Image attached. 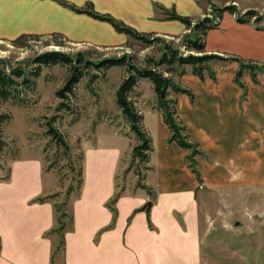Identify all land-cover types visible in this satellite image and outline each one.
<instances>
[{"label":"crops","instance_id":"crops-1","mask_svg":"<svg viewBox=\"0 0 264 264\" xmlns=\"http://www.w3.org/2000/svg\"><path fill=\"white\" fill-rule=\"evenodd\" d=\"M64 1L77 7L91 3L96 11L109 13L138 31L171 38L188 29L178 20L165 19L160 7L190 17L200 8L197 0ZM242 8L264 9V0H250ZM23 33L61 35L69 42L104 48H119L131 39L108 22L76 12L63 0H0V38L13 39ZM205 49L264 63V30L224 11L219 24L207 32ZM237 63L212 62L214 77L205 70L204 78L186 64L176 81L192 95L171 94L178 119L200 151L196 168L205 187L264 184V71L254 81L245 70L240 86L234 81ZM220 72H226V77ZM145 80L139 79L134 91L139 93L143 82L152 87ZM139 108L152 140L144 179L155 193L149 210L152 227L145 211L133 212L150 201L141 188L121 193L113 219L106 202L117 191L115 176L121 158L131 154L134 144L127 148L115 141L101 144L93 131L91 141L83 145L82 187L70 204L73 229L65 233L64 251L55 254L53 263L55 237L45 233L55 224L54 202H31L51 188L42 161L38 156L11 159L8 179L0 180V264H201L196 195L205 187H199L189 166L190 151L169 141L170 131L155 106V94L146 106L154 119L151 130L144 124V108ZM104 123L106 131L120 134L116 123ZM155 167L158 179L149 182Z\"/></svg>","mask_w":264,"mask_h":264},{"label":"rangeland","instance_id":"rangeland-1","mask_svg":"<svg viewBox=\"0 0 264 264\" xmlns=\"http://www.w3.org/2000/svg\"><path fill=\"white\" fill-rule=\"evenodd\" d=\"M197 2L200 8L197 13L191 15L194 19L203 16L213 17L214 6L226 4H235L240 15L248 9H255L242 8L250 0L229 2L197 0ZM255 10L264 16V9ZM234 16L236 18L237 15ZM254 18L246 22L257 30H264V19ZM164 38L167 41L172 40L173 44L177 45L181 37ZM13 39L0 38V69L7 72L16 66L25 68L26 72L33 70L36 66L34 61L36 56L46 50H61L71 54L80 51L89 61L85 75L76 83L74 94L68 99H61L55 94L64 83L68 73L67 66L55 64L40 66L41 70L37 76L29 74L31 83L22 87L15 99L0 100V113L10 115V118L0 125V180L7 177L11 159L38 156L42 161L46 181L51 184L46 195L52 196L46 201L60 203L68 199L66 209L67 212H71V201L77 196L71 193L67 197L65 190L76 170H70V163L66 157L61 155L56 160L55 145L46 133L47 122L54 118L53 125L63 133L69 143L71 163L75 169L78 166L77 157L83 152L84 143L91 141L93 131L96 135L95 140L101 144L115 141L122 146L126 145V148L135 144L137 142L135 133L115 103V90L126 74L125 67L98 68L93 63L104 58L128 55L134 63L142 65V61L148 57L158 56V44L144 46L140 41L131 38L122 47L104 48L73 43L60 36L45 34H37L35 38H24L21 45L13 44ZM181 50L188 52L185 48ZM220 74L222 78L227 75L226 72ZM145 81L150 82L148 79ZM138 88L140 92L134 91L132 97L138 109L144 108V124L151 130L154 119L153 117L150 119V112H147L146 106L151 104L154 98L153 88L148 89L145 82L138 85ZM62 103L66 107H61ZM105 121L116 123L121 128L120 134L106 131L108 125L104 123ZM57 155L60 156V151ZM197 155H194L195 161ZM147 163L132 159L131 154L123 155L115 176L117 191L134 193L137 188H141L147 198L153 201L152 196L139 186V181L140 184H145ZM140 176H144V179L140 180ZM157 179L158 170L155 167L154 171L149 173L148 181ZM202 186L204 185L200 179L199 187ZM196 201L201 264H264V184L240 183L224 188L208 186L199 190ZM63 221L68 226V218L64 217ZM149 226L152 227L151 221ZM67 231L68 229L64 235ZM53 236L56 243L58 237L56 234ZM61 251H64V248L58 252Z\"/></svg>","mask_w":264,"mask_h":264},{"label":"trees","instance_id":"trees-1","mask_svg":"<svg viewBox=\"0 0 264 264\" xmlns=\"http://www.w3.org/2000/svg\"><path fill=\"white\" fill-rule=\"evenodd\" d=\"M63 3L76 12L85 13L97 20L110 23L116 31L129 35L131 38L140 41L144 46L158 44V56L148 57L142 61V65L134 63L128 55L104 58L93 64L98 66V68L123 66L126 69L125 76L120 80L115 90V103L121 110L126 121L129 123L130 129L135 133L137 142L131 149L132 159H136L140 163H147L149 162L150 153L152 151V140L143 126V115L139 111L136 101L132 97L134 87L137 85L138 80L145 78L152 84L153 92L155 94V106L161 111L163 121L170 131L169 141H174L179 146L190 151L188 154L189 166L196 174L198 181H200V173L196 168V161L194 159V155L198 154L200 151L197 148V143L189 140V135L186 133L184 124L177 117L176 98L171 96L172 93L186 92L189 95H192V93L189 89L184 88L177 83L176 80L185 73L184 65L186 64L191 65V71L193 74L200 78H204L205 70H208L209 75L214 77L213 71L210 70V64L212 62L237 61L239 65L234 75V81L240 86H243L241 76L244 70H248L251 74L252 80L256 81L257 72L264 70V63L252 62L238 56H223L216 53H208L205 49V37L210 29L215 28L219 24L224 11L237 15L236 19L239 22L248 21L253 17H255L254 19L256 20H262L264 19L263 13L261 14L255 9H248L243 15H240L235 4H226L222 6H214L212 13L214 15L213 17L203 16L194 19L190 16L176 13L173 8L167 9L160 7L165 15V19L178 20L185 25L186 29H188L187 32L180 36V43L175 45L172 40H165L164 36L152 32L138 31L109 13L96 11L91 3H87L82 7L68 4L64 0ZM36 36L37 34L33 33H23L14 38L12 42L15 45H21L22 39L35 38ZM56 36L62 37L61 35ZM182 48H185L188 52L185 53L181 50ZM34 61L36 66L29 72H26L25 68L21 66L12 67L8 72L4 69H0L1 101H6L12 98L15 99L21 91V88L26 87L31 83L29 74L33 76L39 75L41 70L40 66L55 64L67 66V76L65 77L63 85L55 91V94L61 99H68L74 94L76 83H78L85 75L89 67V61L85 58L83 52L80 51L71 54L61 50H46L38 54ZM60 106L66 107L63 103ZM9 118V114L0 113V125ZM53 121L54 118H51L47 122L46 133L50 136L51 142L55 145L56 160L62 155L68 159L70 170H76L70 184L66 187L65 194L67 197L71 193H75L76 196H78L83 182V152L77 157L78 166L75 169L74 165L71 163V147L66 141L63 133L53 125ZM45 150L46 147L44 151ZM58 151H60V156L57 155ZM146 167L148 168V166ZM137 175L139 174L137 173ZM2 179L7 180L8 175ZM139 179H144V176H140ZM139 186L144 188L147 193L152 196L151 199L154 198V191L150 186H147L144 183L140 184V181ZM120 195L121 192L115 191L113 196L106 202V206L112 211L113 219L117 213L115 203ZM51 196L52 195H38L31 199V202L41 203ZM67 203L68 199H64L63 201H60V203H53L55 224L45 233V236L50 238H52V235L54 234L58 237L56 243L53 240L52 263L55 254L64 248V232L66 229H73V215L70 211L67 212ZM151 205L152 200L134 209L133 212L139 210L145 211L150 224L149 210ZM64 217L68 218V226L67 223L63 221ZM129 220L130 217L128 218V221Z\"/></svg>","mask_w":264,"mask_h":264}]
</instances>
